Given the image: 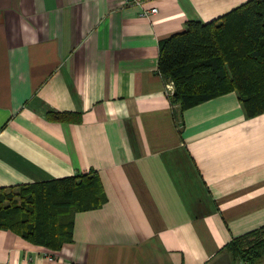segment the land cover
<instances>
[{"label": "crops", "instance_id": "0c3cea01", "mask_svg": "<svg viewBox=\"0 0 264 264\" xmlns=\"http://www.w3.org/2000/svg\"><path fill=\"white\" fill-rule=\"evenodd\" d=\"M247 1L0 0V187L95 169L107 196L60 250L0 229V264H232L264 226V113L232 91L181 118L159 44Z\"/></svg>", "mask_w": 264, "mask_h": 264}, {"label": "trees", "instance_id": "16d2710c", "mask_svg": "<svg viewBox=\"0 0 264 264\" xmlns=\"http://www.w3.org/2000/svg\"><path fill=\"white\" fill-rule=\"evenodd\" d=\"M159 71L174 82L172 104L184 110L236 91L245 114L264 113V0H248L211 20H189L183 31L160 41ZM59 120L71 112L53 113ZM107 201L98 171L0 187V229L60 250L73 242L75 215ZM232 264L264 261V226L226 245Z\"/></svg>", "mask_w": 264, "mask_h": 264}, {"label": "built area", "instance_id": "2783aa9c", "mask_svg": "<svg viewBox=\"0 0 264 264\" xmlns=\"http://www.w3.org/2000/svg\"><path fill=\"white\" fill-rule=\"evenodd\" d=\"M129 3L133 4H141L143 0H127ZM157 8H153L151 10L143 11L142 15H148L150 12H156ZM174 90V82L173 81H166V91L168 93H172ZM239 264H251L248 261L242 260Z\"/></svg>", "mask_w": 264, "mask_h": 264}, {"label": "rangeland", "instance_id": "374dc122", "mask_svg": "<svg viewBox=\"0 0 264 264\" xmlns=\"http://www.w3.org/2000/svg\"><path fill=\"white\" fill-rule=\"evenodd\" d=\"M242 260H245V261H248V262H250L249 260H246V259H241L239 262H238V264L242 261ZM251 263V262H250ZM252 264V263H251ZM258 264H264V261H261V262H259Z\"/></svg>", "mask_w": 264, "mask_h": 264}]
</instances>
